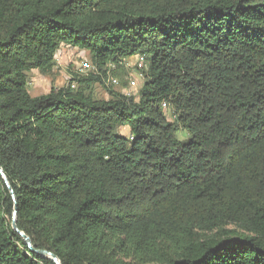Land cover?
I'll use <instances>...</instances> for the list:
<instances>
[{"label": "trees", "instance_id": "trees-1", "mask_svg": "<svg viewBox=\"0 0 264 264\" xmlns=\"http://www.w3.org/2000/svg\"><path fill=\"white\" fill-rule=\"evenodd\" d=\"M62 46L97 73L32 97ZM0 168V264H54L14 206L60 264H264V0H0Z\"/></svg>", "mask_w": 264, "mask_h": 264}, {"label": "rangeland", "instance_id": "rangeland-1", "mask_svg": "<svg viewBox=\"0 0 264 264\" xmlns=\"http://www.w3.org/2000/svg\"><path fill=\"white\" fill-rule=\"evenodd\" d=\"M60 56L55 60L54 68L49 76H44L39 74L37 71H32L28 74V91L31 96H42L50 88H64L70 85L72 82L76 83V79L79 77H86L81 75L79 71L80 60L85 59L90 61V56L87 52L78 51L76 49L68 48L62 46ZM61 48V47H60ZM135 57L128 60V64L133 65L135 62ZM123 76H128L135 78L141 86L143 83L138 79V72L135 68H128L125 66L123 70L120 71ZM75 89L77 85H75ZM85 94L90 96L93 100H106L109 99V93L107 89L102 86L94 85L90 89L85 91ZM115 133L119 136L127 137L129 135L128 131L123 128H117ZM177 139L179 141H186L188 135L185 131H179L177 133Z\"/></svg>", "mask_w": 264, "mask_h": 264}, {"label": "built area", "instance_id": "built-area-1", "mask_svg": "<svg viewBox=\"0 0 264 264\" xmlns=\"http://www.w3.org/2000/svg\"><path fill=\"white\" fill-rule=\"evenodd\" d=\"M58 53V52H57ZM57 53L55 55V60L57 59ZM135 62H133V65L128 64L126 61L124 63V66L128 68H135V70L139 73L138 79H140L143 82V72L146 71L147 65L145 62V59L143 56L138 55L135 57ZM79 71L81 72V75L86 76V74L89 73H97V69L95 66L92 65V63L89 60L82 59L79 63ZM106 76H107V85L111 86L115 90H121L122 94L126 97H134L137 96V90L140 88L139 82L133 78L128 76H124V82L126 86L123 88L120 80L116 78L113 75V72L116 71V66L113 64H109L105 67ZM76 83L72 82L70 85H68L71 89H75ZM162 109H167V106L165 104H162ZM132 138H130V141Z\"/></svg>", "mask_w": 264, "mask_h": 264}, {"label": "water", "instance_id": "water-1", "mask_svg": "<svg viewBox=\"0 0 264 264\" xmlns=\"http://www.w3.org/2000/svg\"><path fill=\"white\" fill-rule=\"evenodd\" d=\"M0 176L3 179L6 188L9 190V192H10V194L12 196L13 201H15L13 191H12V189H11L9 183H8V180L6 179V176L4 175V173H3V171H2L1 168H0ZM16 216H17V209L14 206V209H13V212H12V218H11V229L16 234H18L19 237L22 238V240L25 242V244L27 245V247L29 248V250L31 252L35 253L36 255H38L39 257H41L43 259H46V260H49V261H51L54 264H60V262L57 259V257L54 256L53 254H51L50 252H47V251H39V250H34L33 249L32 245H31L30 239L27 236H25L22 232H20L18 230V228L16 226Z\"/></svg>", "mask_w": 264, "mask_h": 264}, {"label": "crops", "instance_id": "crops-1", "mask_svg": "<svg viewBox=\"0 0 264 264\" xmlns=\"http://www.w3.org/2000/svg\"><path fill=\"white\" fill-rule=\"evenodd\" d=\"M63 47H61L60 49H59V51H58V53H57V57L58 56H60V52H61V49H62ZM52 88H50V89H48V91L46 92V93H44L43 95H46V94H48L49 93V91L51 90ZM30 94V93H29ZM32 97H39V96H32ZM106 100H108V99H106ZM124 129H126L127 131H128V129L127 128H124ZM128 133H129V131H128Z\"/></svg>", "mask_w": 264, "mask_h": 264}]
</instances>
